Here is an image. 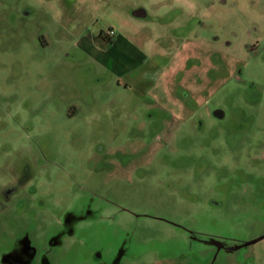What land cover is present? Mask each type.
<instances>
[{"label": "rangeland", "instance_id": "rangeland-1", "mask_svg": "<svg viewBox=\"0 0 264 264\" xmlns=\"http://www.w3.org/2000/svg\"><path fill=\"white\" fill-rule=\"evenodd\" d=\"M0 264H264V0H0Z\"/></svg>", "mask_w": 264, "mask_h": 264}, {"label": "crops", "instance_id": "crops-1", "mask_svg": "<svg viewBox=\"0 0 264 264\" xmlns=\"http://www.w3.org/2000/svg\"><path fill=\"white\" fill-rule=\"evenodd\" d=\"M186 7V8H185ZM185 8L186 11H188L187 6H183V5H175L171 11H174L171 15H170V19H171V23H173V25L177 26L178 24H181L183 22V20H180V15H182L180 12ZM137 13L141 14L142 16H148V8H146L145 6H141L137 8ZM115 42V39L113 37L112 42ZM110 43V44H111Z\"/></svg>", "mask_w": 264, "mask_h": 264}, {"label": "trees", "instance_id": "trees-1", "mask_svg": "<svg viewBox=\"0 0 264 264\" xmlns=\"http://www.w3.org/2000/svg\"><path fill=\"white\" fill-rule=\"evenodd\" d=\"M113 39V34L111 33H107V37H106V42L107 43H111Z\"/></svg>", "mask_w": 264, "mask_h": 264}, {"label": "water", "instance_id": "water-1", "mask_svg": "<svg viewBox=\"0 0 264 264\" xmlns=\"http://www.w3.org/2000/svg\"><path fill=\"white\" fill-rule=\"evenodd\" d=\"M261 237H263V236H261ZM259 238H257V239H255V240H258ZM255 240H252V241H255Z\"/></svg>", "mask_w": 264, "mask_h": 264}]
</instances>
